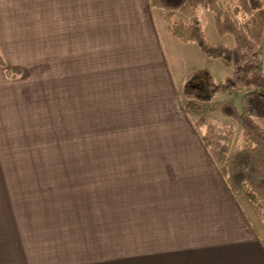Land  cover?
I'll use <instances>...</instances> for the list:
<instances>
[{"label":"rangeland","instance_id":"rangeland-1","mask_svg":"<svg viewBox=\"0 0 264 264\" xmlns=\"http://www.w3.org/2000/svg\"><path fill=\"white\" fill-rule=\"evenodd\" d=\"M97 1L99 0H92V6L96 7L93 4H98ZM103 1L108 13L107 41H110V37L112 41L114 36L110 31L115 30L113 25L115 12L120 8L123 10L122 15L126 16L127 11L123 6L133 0ZM219 3L224 4V0H219ZM48 6L50 7L49 4ZM49 7H44L45 14H50ZM151 12L174 81L179 84L180 79L183 83L185 77L195 71L209 72L218 83L232 75L231 65L223 60L208 59L195 44H184L176 40L166 28L164 17L167 12L156 9H152ZM45 14L43 24L39 23V18H27L26 25L22 23L17 25L20 26L22 33H25L28 41L31 39L35 42L31 49L8 50L10 60L22 65L24 73L32 76L31 78L25 76L27 84L31 81L36 82L37 93L41 88L44 112L41 139L43 145L34 144V141L38 144L40 137H30L33 139L31 142L27 141L28 137L23 138L19 134L0 139V264H65L75 259L77 253H73L72 248L76 247L78 250L81 245L90 246L93 242L90 239L106 244L108 249H114L117 242V245L124 249L121 243L118 244V239L129 237L130 225L127 224L130 221V210L125 207L131 200L130 194L127 193L129 189L124 187L126 181L131 177L136 179L139 171L143 173L139 176H143L149 170L159 174L157 169L160 165L171 164L168 161H159L162 157L165 160L169 155L182 154H201L207 157L209 154L200 141L204 128L203 123L199 121L201 118L221 127H230L234 132V145H240L243 139L239 125L222 116L220 108L225 103L240 106L242 97L251 89L220 90L211 102L193 101L199 105V109L187 110L184 108L187 100L182 95L181 84L170 92H164V96L161 97L165 101L164 105L158 97L156 98L159 106H156L155 114L141 111L142 107L137 105L145 101L143 98L141 100L129 97L125 94L126 85L123 86L122 92L121 88H115L110 83L113 78L111 74L113 67L110 63L114 61L115 55L116 60L123 64L124 84L127 83L125 79L135 73L142 76V82L146 76L142 62L147 63L149 57L146 53L137 58H133L136 57L133 53L134 55L130 57L127 53L130 50L134 51L135 48L124 47L126 39L121 43L120 49L116 50L117 54L113 53V58L109 51L106 53L108 63L106 122L99 121L96 116L88 113L84 117L81 115L86 121H74L75 130L68 132L67 120L70 119L66 118V97L65 95L62 97V92L65 93V82H61L65 78L61 75L56 76L54 83L56 86L59 85L56 87L59 100H64V103L54 102L50 97L53 86L51 60L54 59V54L60 55L62 50L60 43L59 47L57 46L58 50H53L52 33L55 31L56 38H60L61 31L65 34L68 20L65 17L62 21L57 18L59 23L53 25L52 20L54 22L56 19ZM182 18L180 14L173 15L174 21ZM199 20L208 44L222 42L227 47L233 46L229 36L219 38L215 34L210 12L200 9ZM39 24L42 25L41 36L37 31ZM27 26L29 28H26ZM108 47L107 45V49ZM257 56L258 68L264 74V33ZM61 62L62 60H59L60 65ZM137 63L139 66L136 67ZM56 70L62 73L61 66ZM116 76L118 78V73ZM55 105L62 106V110L57 109L58 112L61 111L57 117L54 116ZM161 110L166 111L168 120H162L163 115L159 113ZM12 115V121L8 120L10 123L17 119ZM4 116L0 115L1 125L7 121ZM68 123L70 126V122ZM31 125L33 128L41 129L38 121ZM91 126L94 129L90 130ZM83 127H86L85 131ZM26 142L29 144L26 145ZM31 221L33 225H30ZM38 221H41V224L36 226L35 223ZM8 222L18 225L8 226ZM24 222L23 238L28 243L24 249L25 257L21 258V252L6 245L7 235L2 231L7 227L21 229L20 224ZM116 227L119 232L117 236ZM32 239H35V242Z\"/></svg>","mask_w":264,"mask_h":264},{"label":"crops","instance_id":"crops-1","mask_svg":"<svg viewBox=\"0 0 264 264\" xmlns=\"http://www.w3.org/2000/svg\"><path fill=\"white\" fill-rule=\"evenodd\" d=\"M133 1L123 6L127 11L126 16L122 15L123 10L118 7L114 14L116 17L113 18L115 30L110 31L118 40L113 37L111 41L110 37V41H107L108 13L103 0L93 4L96 7L92 6V0H0V53L8 68L22 70V74L16 79H8L4 69L0 67V115H5L4 119H7L4 124H0V139L21 135L32 142L30 137H40L38 144L36 141L34 144L43 145L41 88L37 93L36 82L27 84L25 76H32L24 73L22 65L10 60L8 50L32 48L35 42L31 39L28 41L17 25H26L27 18H39V23L43 24L44 7L48 8V4L50 14L45 16L56 19L54 22L52 20L53 25L59 23L57 18L60 21L64 17L68 20L65 34L61 31L60 38H56L55 31L52 33L53 50H58L59 43L62 50L60 55L54 54V59L51 60V85L54 87L50 90L52 101L64 103V100H59L56 88L59 85L56 86L54 81L56 76L65 78L61 82H65L62 97H66V118L70 119L67 120L68 132L75 130L74 121H86L83 117L88 113L96 116L97 120L106 122V53L109 51L113 58V53L117 54L116 50L120 49L125 39L124 47L135 48L131 51L128 47L130 52L127 54L130 57L135 54L136 57L133 58H137L145 53L149 57L147 63L142 62L146 76L142 82V76L135 73L127 77V83L124 84L123 64L116 60L115 55L114 61L111 60L110 63L113 67L110 83L115 88H121L122 92L126 85L125 94L129 97L143 98L145 101L137 105L142 107L143 112L156 113L155 108L159 106L157 97L164 105L165 101L161 98L164 92H170L175 86L180 87L182 80L180 82L178 79V84L171 76L148 1ZM33 24L35 29V23ZM41 24L37 28L39 36L42 35ZM59 60H62L61 65ZM21 61L24 62L22 59ZM137 65L138 63L136 67ZM58 66H61L62 73L57 72ZM57 109L62 110V106H54L56 117L61 112ZM161 111L159 113L163 115L162 120H168L166 111ZM11 115L17 119L10 123L8 120L12 121ZM37 121L41 129L32 127L31 124ZM85 128L83 127V131ZM92 129L94 127L91 126L90 130ZM200 141L202 143L201 139ZM159 161L171 164L160 165L157 169L159 174L149 170L139 176L143 174L139 171L136 179L131 177L124 184L129 189L127 193L131 200L125 207L130 210V221L127 224L130 225L129 237L118 239V244L121 243L124 249L117 242L114 249H108L106 244L89 238L93 241L90 246L81 245L78 250L76 247L75 250L72 248V252L77 253L75 259L65 264H264V246L227 188L210 154L207 157L201 154L169 155L168 159L162 157ZM32 221L30 225H33ZM40 222L35 223L36 226ZM3 225L5 226L4 222ZM20 225L21 229L7 227L2 232L7 235L6 245L21 252L20 257L24 258L28 242L23 238L25 222ZM115 233L116 236L119 233L117 227ZM34 240L32 239L33 242Z\"/></svg>","mask_w":264,"mask_h":264},{"label":"trees","instance_id":"trees-1","mask_svg":"<svg viewBox=\"0 0 264 264\" xmlns=\"http://www.w3.org/2000/svg\"><path fill=\"white\" fill-rule=\"evenodd\" d=\"M150 9L167 12L168 32L179 42L195 44L211 60H223L233 68L221 83L207 71L188 74L182 83L184 108L197 110L194 102H211L221 90L251 89L240 106L225 103L221 115L236 122L243 132L240 145H234V132L201 118V140L218 166L227 188L236 200L255 235L264 246V74L258 68V47L264 33L263 0H147ZM200 9L212 14L215 34L229 36L233 46L222 42L210 45L200 26ZM183 18L174 21L173 15ZM0 67L8 79L22 74L20 68H8L0 53ZM262 92V93H260ZM194 101V102H193Z\"/></svg>","mask_w":264,"mask_h":264}]
</instances>
